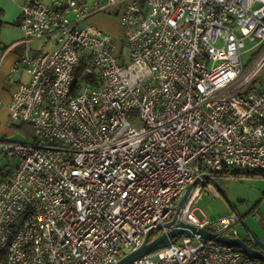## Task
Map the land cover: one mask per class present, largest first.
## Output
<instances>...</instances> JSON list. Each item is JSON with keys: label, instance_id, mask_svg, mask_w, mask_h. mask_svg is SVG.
I'll use <instances>...</instances> for the list:
<instances>
[{"label": "built area", "instance_id": "2783aa9c", "mask_svg": "<svg viewBox=\"0 0 264 264\" xmlns=\"http://www.w3.org/2000/svg\"><path fill=\"white\" fill-rule=\"evenodd\" d=\"M99 14L115 16L126 55L80 26ZM17 25L29 81L8 114L33 142L0 134L17 160L0 169V264H115L179 223L237 237L236 217L193 212L216 175L264 173V0H23ZM133 264L264 261L193 233Z\"/></svg>", "mask_w": 264, "mask_h": 264}, {"label": "crops", "instance_id": "0c3cea01", "mask_svg": "<svg viewBox=\"0 0 264 264\" xmlns=\"http://www.w3.org/2000/svg\"><path fill=\"white\" fill-rule=\"evenodd\" d=\"M40 1L48 2V0ZM84 2L87 3V0ZM22 3L23 0H0V132L1 135L10 139L15 135V132L11 128H6L9 121L8 106L17 86L29 81V75L19 62L23 54V41L25 39L17 25ZM88 23L107 34H111L110 27L115 22L107 15L99 14L91 17ZM35 42L38 43V46H34ZM28 45L30 55L39 56L49 53L54 47V41L52 38L30 40ZM237 180H239V191L234 199H237V203L242 206L253 222L252 224L257 225L256 229H252V233L264 244V176L238 177Z\"/></svg>", "mask_w": 264, "mask_h": 264}, {"label": "rangeland", "instance_id": "374dc122", "mask_svg": "<svg viewBox=\"0 0 264 264\" xmlns=\"http://www.w3.org/2000/svg\"><path fill=\"white\" fill-rule=\"evenodd\" d=\"M94 0H87V3H91ZM112 20H114V24L111 28V34H109L112 38V42L116 45V52L118 53L122 50V53L126 55V50L122 45L121 32L119 29V25L117 24V20L113 15H107ZM69 19H72L70 17ZM116 20V21H115ZM88 23H81L80 26L83 27ZM89 24V23H88ZM34 46H38V43L35 42ZM254 43L245 42V47L243 50H246L242 56L241 61L243 65V71H246L250 64L254 61L253 55L251 51L253 50ZM36 48V47H35ZM50 51V50H49ZM264 83V73L256 81V84ZM8 123L6 124V128H11L15 135L12 136V140L17 142H33V137L31 136V128L28 125H22L15 119H12L8 116ZM2 124V122H1ZM20 127V128H19ZM1 134V132H0ZM17 165V160L13 158H5L3 154L0 153V169H3L7 174L11 173ZM238 175L233 178H218L214 177L215 184L212 185V188L217 193V196L214 197L211 194L203 192L201 198L195 204L194 216L198 221L201 220H219L221 218L226 217H236L237 222L231 226L232 229L228 231L231 234L232 230L237 233V236L240 238L246 237L248 235L249 230L252 233V229H256L255 224L249 219L247 213H245L242 206L237 203V199H234L236 194L239 191V180ZM231 197V199H230ZM248 228V229H247ZM258 229V228H257ZM253 234V233H252Z\"/></svg>", "mask_w": 264, "mask_h": 264}, {"label": "water", "instance_id": "95a60500", "mask_svg": "<svg viewBox=\"0 0 264 264\" xmlns=\"http://www.w3.org/2000/svg\"><path fill=\"white\" fill-rule=\"evenodd\" d=\"M173 222L174 221H171L165 226H171ZM247 231L248 237L240 238L237 236L235 238H226L213 235L202 229H196L195 227L179 223L175 225L170 231L161 234L152 241H148V238H146L138 248L131 251L130 253L125 254L115 264H133L136 260L148 256L156 250L165 248L175 237L179 235L191 236L193 233L200 234L208 241L238 248L245 255L260 261H264V244L260 242L249 230Z\"/></svg>", "mask_w": 264, "mask_h": 264}, {"label": "trees", "instance_id": "16d2710c", "mask_svg": "<svg viewBox=\"0 0 264 264\" xmlns=\"http://www.w3.org/2000/svg\"><path fill=\"white\" fill-rule=\"evenodd\" d=\"M0 26H1V22H0ZM75 77H79L78 76H75ZM226 172L225 171L223 174H218L216 175L215 177H222V176H227L226 175ZM231 177H234L236 175H238L239 177H249V176H252V177H255V176H264V173L263 172H242V171H231Z\"/></svg>", "mask_w": 264, "mask_h": 264}]
</instances>
